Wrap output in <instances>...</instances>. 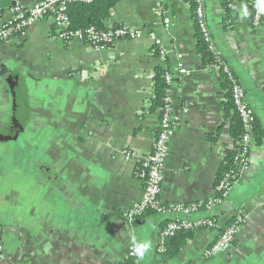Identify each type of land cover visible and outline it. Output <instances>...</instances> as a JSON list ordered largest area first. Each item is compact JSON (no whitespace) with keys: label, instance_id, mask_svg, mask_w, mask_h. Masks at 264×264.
<instances>
[{"label":"crops","instance_id":"0c3cea01","mask_svg":"<svg viewBox=\"0 0 264 264\" xmlns=\"http://www.w3.org/2000/svg\"><path fill=\"white\" fill-rule=\"evenodd\" d=\"M36 1L0 0V25L14 4ZM112 1L103 26L141 29V38L95 50L58 39L51 21L40 19L24 38L0 42V131L8 138L0 141V264H118L143 241L151 247L136 255L139 264H264V138L251 141L247 166L213 208L216 226L196 230L176 256L157 252L162 216L145 213L137 218L140 225L124 217L143 192L135 161L124 150L146 155L152 149L160 110L144 108L158 67L172 73L170 94L180 121L169 141L162 201L211 197L231 136L222 119L224 90L197 50L190 6L182 0ZM162 11L171 20L168 30ZM205 18L264 134V11L256 26L247 0H205ZM156 38L168 50L164 57L156 54ZM15 79L25 107L16 100ZM237 215L242 223L235 241L205 256Z\"/></svg>","mask_w":264,"mask_h":264},{"label":"built area","instance_id":"2783aa9c","mask_svg":"<svg viewBox=\"0 0 264 264\" xmlns=\"http://www.w3.org/2000/svg\"><path fill=\"white\" fill-rule=\"evenodd\" d=\"M94 0H37L31 5L14 4L9 9V18L0 25V42L10 41L14 37L24 38L29 25L40 19H48L51 21L55 36L64 41L80 40L87 43L95 50H103L114 44L119 39H139L144 32L141 29H134L125 25H117L106 29H97L94 26L83 28H75L72 25L69 6L75 3H91ZM230 3L232 0H225ZM261 0H255L252 6V24L259 25L261 21L262 11L258 7ZM163 25L168 30L171 20L168 15L162 11ZM194 21L196 27L201 34L202 39L207 43L217 60L214 68H221L226 74L227 80L231 84L230 97L233 102L236 113L239 115L243 128V135L236 147L234 160L238 162L236 173L239 174L248 163V152L250 143L253 140V125L255 120V112L247 103L245 90L236 75L233 73L229 64L222 58L219 49L214 45L210 31L207 27L205 18V0H195ZM156 53L164 57L168 50L163 45L161 39L154 40ZM176 70L185 74L187 71L182 63H177ZM164 79L167 84L165 96L163 98V106L160 111L158 121V129L152 144V149L146 155H138L130 149L124 150V157L135 161V176L141 181L143 192L141 197L134 201L124 214L129 221L141 217L146 211H151L156 215L162 216V225L160 228L159 242L157 252L165 251V238L173 235L176 231L184 229H210L216 226V220L210 217L201 216L194 217L200 212H212L213 208L220 202L215 191L214 194L203 202H164L160 197L162 183L164 179V169L169 150L170 138L175 134L180 124L178 115L175 110L174 100L170 94V84L172 82L171 71L164 72ZM187 110L182 108L181 113ZM227 154L224 149L221 152L222 157ZM230 178V174L226 173L223 180L217 186L223 189V196L230 189L231 184L226 181ZM242 218L240 215L235 216V220L226 225L218 232L215 239L205 249L204 253L207 257H212L231 245L238 234ZM2 227L0 226V232ZM129 256L136 258L133 248L129 251ZM4 254L2 245L0 244V262L3 260ZM136 262V261H135Z\"/></svg>","mask_w":264,"mask_h":264},{"label":"trees","instance_id":"16d2710c","mask_svg":"<svg viewBox=\"0 0 264 264\" xmlns=\"http://www.w3.org/2000/svg\"><path fill=\"white\" fill-rule=\"evenodd\" d=\"M182 1H184L190 6L194 18L195 0H182ZM254 2L255 0H247V8L251 13V19H252V6ZM112 5H113L112 0H94L93 2L88 4L86 3L71 4L68 10L73 27L83 28L87 26H94L97 29H103V30L106 29L103 26V21L109 16V9ZM194 24L198 38L197 50L201 55L204 65L208 67L210 70L212 69L217 73L220 79L221 87L224 90L225 97L221 102L222 119H223V123L228 122V130L231 136V144H230L231 146L227 148V154L224 155V158L222 159L219 165L214 183V191L217 197L220 198V202L217 204L219 205L223 202L225 196H223V189H218L217 186L223 180L224 175L226 173L230 174V178L227 179L226 181H229L231 186L233 185L238 175L236 173L238 162L234 160V155L236 154V147L239 146V142L242 138L243 128H242L241 119L239 115L236 113L233 102L230 97L231 84L227 80L226 74L222 71L221 68L219 69L214 68V63H217V60L215 59L213 52L209 50L207 43L202 39L201 34L199 33L196 27L195 21ZM222 59L225 61L224 58ZM154 81H155L154 94L148 100V104L144 108L146 111H156V110L161 111V108L163 106V98L165 96V89L167 87V84L164 79V71L162 68L158 67L156 69L154 75ZM252 132H253V139L257 143H261L263 141L264 134L261 128L259 127V125H257L256 118L254 120ZM216 138H217L216 134L209 135V139L211 141H215ZM145 213H153V212L146 211ZM204 213H208V212H204ZM205 216L216 219V216L212 212L206 214ZM234 220H235V216L231 217L227 225L232 223ZM195 232H196L195 229L182 228L176 231L173 235L166 237L163 244L165 251L160 254L165 257L176 256L180 252V250L185 246V244L194 237ZM118 264H139V262L137 260V257L136 258L129 257L123 262H120Z\"/></svg>","mask_w":264,"mask_h":264},{"label":"water","instance_id":"95a60500","mask_svg":"<svg viewBox=\"0 0 264 264\" xmlns=\"http://www.w3.org/2000/svg\"><path fill=\"white\" fill-rule=\"evenodd\" d=\"M14 83L12 85L13 89H15V94H16V97H17V101L19 102V104L22 105V107H25V104H23L25 101V91L22 87L21 84H18L16 85V79L13 80ZM7 135L5 134V131H0V141H5L7 140ZM133 222L140 225L142 223H144V221L142 220H139V219H133Z\"/></svg>","mask_w":264,"mask_h":264},{"label":"clouds","instance_id":"9594fccd","mask_svg":"<svg viewBox=\"0 0 264 264\" xmlns=\"http://www.w3.org/2000/svg\"><path fill=\"white\" fill-rule=\"evenodd\" d=\"M258 7L260 8L261 11H264V0H261V2L258 4ZM150 247L151 245L148 241L135 242L133 247V252L139 257H143L145 252H147L150 249Z\"/></svg>","mask_w":264,"mask_h":264}]
</instances>
